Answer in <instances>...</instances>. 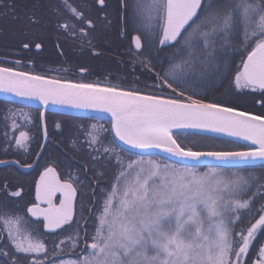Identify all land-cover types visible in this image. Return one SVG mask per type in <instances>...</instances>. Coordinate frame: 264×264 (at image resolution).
Returning a JSON list of instances; mask_svg holds the SVG:
<instances>
[{"label":"flooded vegetation","instance_id":"obj_1","mask_svg":"<svg viewBox=\"0 0 264 264\" xmlns=\"http://www.w3.org/2000/svg\"><path fill=\"white\" fill-rule=\"evenodd\" d=\"M215 3L223 5L224 0H200L198 9L174 44L198 16L207 20L210 5ZM141 4L144 18L129 15L130 0L0 2L3 13H11L10 17L0 16V68L37 79L142 94H148L142 90L153 86L156 81L157 94L148 95L202 104H209L207 99L219 98L227 85L236 91L244 89L255 95L252 110L237 111L264 119V89L249 86L241 73L246 56L264 41L246 52L241 63L238 57L244 51L237 48L189 51L180 49L181 44L178 43L174 49H163L166 52L163 55L160 52L157 54L155 43L160 39L165 22L166 0H144ZM5 6L10 7L9 12L2 9ZM146 25L152 33L143 31ZM151 45L153 49L149 48ZM183 52H194L198 56L207 52L218 53L222 66L208 69L210 72L215 68L222 76L216 83L218 88L212 84L200 93L183 90L180 76L165 70L167 62L174 57L180 59ZM148 71L154 73V77L146 76ZM147 78L155 81L147 82ZM41 113L39 108L0 98V264H49L51 247L80 246L81 213L86 212L81 202L82 179L79 177L82 166L68 155V152H79L80 147L73 140V132L66 130L62 119L58 118L64 114L45 113L44 137ZM49 114L56 118L57 129L48 128ZM73 117L102 122L109 125L111 132L108 120L94 116ZM84 133L88 136L91 130ZM177 135L179 139L192 137L213 146L218 144V149L207 152L251 149L245 144L223 138L194 133ZM261 165L264 164L254 165V169L258 170ZM244 167L253 166L234 169L240 171L238 169ZM48 168L56 171L58 179L49 174L37 184L39 175ZM93 181L89 177L85 180L87 184ZM62 183H69L74 190L73 217L65 220L56 231H45L44 221L35 219L30 212L45 216L49 208L59 205L62 197L68 198L72 190ZM261 204L256 207L255 222L262 217L264 204ZM36 206V210H30ZM59 213L66 215L67 211L63 208ZM249 258L250 264H264V223L253 237Z\"/></svg>","mask_w":264,"mask_h":264},{"label":"rangeland","instance_id":"obj_2","mask_svg":"<svg viewBox=\"0 0 264 264\" xmlns=\"http://www.w3.org/2000/svg\"><path fill=\"white\" fill-rule=\"evenodd\" d=\"M141 1L144 0H130V16L145 17L143 10L140 9ZM228 2L224 1L223 5L217 3L210 5L207 20L206 18L203 20L201 15L198 16L181 35L178 42L181 44L179 48L189 51L199 50L202 41L193 38L204 37L205 40H202L208 45L206 38L211 36L210 29H215L213 33L225 30L230 22V18L226 17ZM143 31L152 33L147 25ZM222 36L212 35L214 38ZM190 41L192 42L189 48L186 44ZM147 42L152 44L154 41ZM222 42L224 38H221ZM218 43L220 44L219 41ZM155 45L157 48L158 40ZM149 48L153 49V46ZM211 50L217 49L207 51ZM164 53L166 52L160 54ZM183 54L180 59H174L176 58L174 57L171 62H167L165 68L169 74L171 72L180 76L183 90L200 93L212 84L218 88L216 83L222 76L216 72L215 68L223 64L219 55L207 52L205 57L208 58L199 65L197 53L183 52ZM241 61L242 59L240 63ZM209 62H217V64L209 65ZM210 66L215 68L208 72ZM224 70L227 72V68ZM216 94L219 92L216 91ZM254 99V94L244 89L236 91L226 85L219 98L213 97L206 102L237 111L238 109L252 110ZM177 136L175 135V138L181 146H187L195 151H213L219 147L216 143V146H213L199 138L179 139ZM137 165L138 169L133 178L137 181L132 185L134 194L125 197L121 206H108L110 195H106L107 199H104L103 195L102 205L98 210V220L100 219L106 229L101 235L98 234V239H102L101 250L96 253L95 262L91 259H83V264H121V262L139 264L143 261L147 264H226L228 260L227 227L223 223L225 213L223 206L228 201H232L248 181L245 171L220 167L194 169L169 163L160 164L152 159L137 160ZM88 185L90 186V183L87 184L82 179L81 193L86 190L85 196L90 191ZM84 186L87 187L85 190ZM85 205L86 203H82V209ZM261 205V203L257 204V206ZM131 207L133 211H130ZM262 212L260 221L257 219L258 223L252 221L250 227L239 234L238 246L231 257L230 264H245L253 237L264 223V209ZM148 245L150 249L145 252ZM110 248L113 249L109 250ZM121 254L125 262L122 261ZM59 264L70 263L63 260ZM247 264H250V260Z\"/></svg>","mask_w":264,"mask_h":264},{"label":"water","instance_id":"obj_3","mask_svg":"<svg viewBox=\"0 0 264 264\" xmlns=\"http://www.w3.org/2000/svg\"><path fill=\"white\" fill-rule=\"evenodd\" d=\"M199 4L200 0H166L165 22L158 41L159 48H166L175 43ZM263 66L264 44H261L246 56L242 64L241 73L249 86L264 89ZM3 74H18L27 78V82L19 83L0 78V98L41 109L44 137L46 112L75 117L94 116L108 120L116 144L135 154L158 155L189 167L237 168L264 164V148L253 139L257 134L255 129L264 127L263 118L217 105L78 86L37 79L0 68V76ZM128 96H131L129 101L126 100ZM161 125L169 126L167 136L171 147L147 144L139 138V127ZM176 133H194L228 139L250 146L251 149L239 152L193 151L178 144L174 138ZM49 174L57 178L56 171L48 168L39 175L37 184ZM62 184L72 190L68 198L62 197L59 205L49 208L45 216H36L35 211L30 212L35 219L44 221L45 231H56L65 220L73 217L74 190L69 183ZM63 208L67 211L66 215L59 213ZM36 209L37 206L30 210Z\"/></svg>","mask_w":264,"mask_h":264},{"label":"trees","instance_id":"obj_4","mask_svg":"<svg viewBox=\"0 0 264 264\" xmlns=\"http://www.w3.org/2000/svg\"><path fill=\"white\" fill-rule=\"evenodd\" d=\"M8 1L12 0H0V2ZM224 1H229L226 17L230 18V22L228 23L227 28L225 27V30H220L216 33H213L215 32V29H210L211 36L210 38L208 36L206 38L208 39V45L203 41L205 40L204 37H202L203 40L200 39V36L193 39H199L202 41V45L199 46L201 49L199 50H220L223 48L241 49L244 51V54L238 57L240 61L244 58L246 52L264 41V0ZM2 9L8 12L10 11L9 6H5ZM0 16L10 17L11 13L4 14L0 9ZM187 28L188 27H186L185 30H187ZM185 30L182 33H184ZM212 35L223 36L214 38ZM221 38H224V42L222 43ZM178 42L169 46L167 50L174 49V47L176 48ZM191 42L192 41L186 44L188 45L187 47L190 48L189 44ZM156 49L157 52L163 53V49L165 48L157 47ZM213 55H218V53ZM198 57L200 59L198 60L199 65L206 61L203 59L208 58L202 53ZM208 64H217V62H209ZM149 75L154 77V73L151 71L146 73V76ZM154 81V79L147 78V82L153 83ZM155 83H153V86H146L142 92L157 94V87L154 86L156 85ZM48 116V128L51 127L57 129L59 126L58 122L55 121L56 118H53L51 114ZM58 118L62 119L66 130H71L73 132V140L77 147H80L79 152H68L69 158L72 157L82 166V168H80V177L83 180H86L89 177L94 181L90 183V186L88 185L90 191L87 193V196L84 195L86 191L82 193L81 196L82 203H86V212L81 213V226L79 231L80 246L74 248L72 244L70 248H68V245H66V248L51 247L49 249L50 259L48 263L59 264L60 262H63V260H66L70 264H80V261L83 259H91L95 262L96 253L98 250H101L100 241L102 239H98V236L106 230L105 225L101 224L100 219L98 220V210L102 205L101 200H103V195L104 199H107L106 195H110L108 206L114 207L117 205L121 206L125 197L132 193L134 194L132 185L133 182L137 181L133 180L138 169L137 160L152 159L160 164L169 163L179 167H191L179 165L158 155H139L120 148L111 135L108 127L109 125H105L102 122H93L67 115H59ZM101 123L105 126L101 125ZM90 130L91 134L87 136L84 132ZM175 135H177V133ZM192 168L203 169V167ZM223 168L225 169V167ZM254 168L255 167L253 166L252 168L244 167L238 169L240 171H245V174L248 176V181H246L243 188L236 194V197H234L232 201L225 203L223 206L225 208L223 223L227 227L226 241L228 247V260L226 261V264H230L231 257L234 255L238 246L239 234L244 233L254 220L256 207H258L257 204L264 202V165H261L258 170H255ZM136 186H138V184ZM130 211H133L132 207L130 208ZM132 224H134V222ZM111 249L113 248H110L109 250ZM149 249L148 245L146 247L147 251L145 252H148ZM250 253L251 249L248 253L245 264L250 260ZM40 254L41 257H43L42 250H40ZM121 256L122 261L125 262L123 254H121ZM121 264L124 263L121 262ZM139 264L147 263H144L143 261Z\"/></svg>","mask_w":264,"mask_h":264},{"label":"bare ground","instance_id":"obj_5","mask_svg":"<svg viewBox=\"0 0 264 264\" xmlns=\"http://www.w3.org/2000/svg\"><path fill=\"white\" fill-rule=\"evenodd\" d=\"M1 79L8 80L11 82H27L25 76L18 74H3L0 76ZM126 100H131V96L126 97ZM228 118V117H227ZM169 126H141L138 129L139 138L147 144L161 145L164 147H171L169 138L167 136V130ZM256 135L253 139L258 141L260 147L264 148V127L259 126L255 129Z\"/></svg>","mask_w":264,"mask_h":264}]
</instances>
